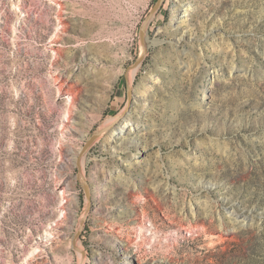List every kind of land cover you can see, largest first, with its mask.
<instances>
[{
    "label": "rangeland",
    "instance_id": "obj_1",
    "mask_svg": "<svg viewBox=\"0 0 264 264\" xmlns=\"http://www.w3.org/2000/svg\"><path fill=\"white\" fill-rule=\"evenodd\" d=\"M158 1L0 0V264H264V0Z\"/></svg>",
    "mask_w": 264,
    "mask_h": 264
},
{
    "label": "bare ground",
    "instance_id": "obj_2",
    "mask_svg": "<svg viewBox=\"0 0 264 264\" xmlns=\"http://www.w3.org/2000/svg\"><path fill=\"white\" fill-rule=\"evenodd\" d=\"M191 6H192L191 4L186 3L183 0H174L173 1V12H174L173 19L179 18V21H181L182 24L187 23V19H189L188 14L190 13V10H192ZM180 11H182V13L178 14V12H180ZM180 15H182V18L179 17ZM181 41H183V38L180 39V42ZM137 69H138V67H135L131 71V76H134ZM132 115L133 114L130 112H127V114L125 113V115L123 114L122 117L120 118L118 126H114V125H112V123H105L99 129L101 131V134H103L104 132L107 131L108 134L110 133V137L113 138L115 141H120V140L124 139L125 136L129 135L130 131L133 129ZM118 118L119 117H117L116 119H118ZM137 159H138V156H135L134 160H137ZM120 178H121V175H120ZM122 211H124V210H122ZM220 216H221L220 218H222V220H223L225 218L231 219L237 215L235 213L234 208L228 207L225 209V213L223 215H220ZM46 234H48V233H46ZM111 264H119V263H117L113 260L111 262ZM124 264H133V263L131 260L130 261L128 260Z\"/></svg>",
    "mask_w": 264,
    "mask_h": 264
},
{
    "label": "water",
    "instance_id": "obj_3",
    "mask_svg": "<svg viewBox=\"0 0 264 264\" xmlns=\"http://www.w3.org/2000/svg\"><path fill=\"white\" fill-rule=\"evenodd\" d=\"M162 3V0H159L157 2V4L153 7L152 9V13L156 11V9L161 5ZM141 40L142 42L145 44V41L147 40L146 38V26H143L142 30H141ZM142 58H143V55L137 60V62L135 63V66L134 67H137L138 64L142 61ZM130 94H131V90L129 89V98H128V106L130 105V102H131V97H130ZM101 131L98 130L97 132H95L90 138L89 140L87 141L86 145L83 147V149L81 150L80 152V155H84V153H86L88 151V149L90 148V146L101 136ZM87 193H88V190H87Z\"/></svg>",
    "mask_w": 264,
    "mask_h": 264
}]
</instances>
